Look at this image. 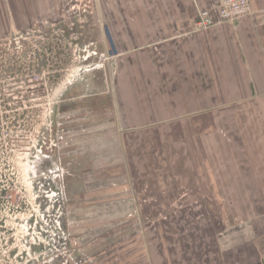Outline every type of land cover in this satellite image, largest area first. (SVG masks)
<instances>
[{
  "label": "crops",
  "instance_id": "1",
  "mask_svg": "<svg viewBox=\"0 0 264 264\" xmlns=\"http://www.w3.org/2000/svg\"><path fill=\"white\" fill-rule=\"evenodd\" d=\"M215 1L0 0V42L45 31L93 76L56 167L69 264H264V0L194 31Z\"/></svg>",
  "mask_w": 264,
  "mask_h": 264
},
{
  "label": "rangeland",
  "instance_id": "2",
  "mask_svg": "<svg viewBox=\"0 0 264 264\" xmlns=\"http://www.w3.org/2000/svg\"><path fill=\"white\" fill-rule=\"evenodd\" d=\"M22 36L0 46V264H69L73 253L68 255L64 247L56 251L60 246L55 245L56 227L60 223L64 228L67 209L56 167L61 162L60 153L66 155L68 142L64 135L67 130L54 117L58 93L52 77L54 66L67 64L57 62L46 45L40 49L54 60L53 64L49 62L37 77L27 70L24 75L22 71L36 60L38 37L37 33L28 40ZM83 77L93 79L88 72ZM14 84L20 87L13 88ZM250 190L251 206L257 208L261 189ZM5 224L11 230L3 234ZM78 254L76 262L80 260Z\"/></svg>",
  "mask_w": 264,
  "mask_h": 264
},
{
  "label": "flooded vegetation",
  "instance_id": "3",
  "mask_svg": "<svg viewBox=\"0 0 264 264\" xmlns=\"http://www.w3.org/2000/svg\"><path fill=\"white\" fill-rule=\"evenodd\" d=\"M45 31H33V32H29L27 35H23L22 38L23 39H27L31 38L33 36H35V33H37V39H35V44H36V50H35V55L34 58L36 59L35 61H31L28 64V68L26 67L24 69V71H22V73L24 75H26V70L27 72L33 74V75H37L39 76L44 69L47 68V65L49 62H51L53 64L54 60L52 58H50V56L48 54H44L42 52V50L40 48L42 47H46V45L50 46V36L48 34H44ZM39 33V34H38ZM13 40V39H12ZM25 42L26 44V41ZM30 40V39H29ZM12 42V41H11ZM70 43H67V45H69ZM48 51V50H47ZM51 55V54H50ZM66 58V63H69L67 65V67H62L64 69H58L57 67L54 66V75H52L54 79V86L56 88V91L58 93L57 98H56V107L54 112V117L57 118V120L60 123V126L62 127L63 130H68L71 127V121H68V117H70L74 111L78 108L77 106L79 105L78 103H81L83 98H84V94L86 93V91L88 90V84H87V80L86 78L83 77V74L89 72L88 69H86V67L81 66L78 69H74L73 73L72 71L70 72L68 70V74L66 73L68 67L71 66V61L72 59H70L69 55L65 54L64 55ZM21 59V58H20ZM68 59H70V62L68 61ZM24 65H26L25 61H24ZM14 65H12V69H10V71L13 70ZM15 70V69H14ZM77 72H79V74H77ZM69 75V78L66 79H62L59 78L58 76L60 75ZM36 76V77H37ZM37 82V81H36ZM13 88L16 87H20L19 85L14 84L12 86ZM67 132V131H66ZM65 132V133H66ZM61 186L63 187L62 183ZM64 189V187H63ZM65 190V189H64ZM63 227H60V223L59 225L56 227V243L55 245H59L60 247L56 248V251H59L60 249L63 250V247L65 249H67V253L68 255H70L72 253V233H69V224L67 223V221L65 219H63ZM9 230H11L10 228L7 227V225L5 224L3 226V234H5L6 232H9ZM54 240V241H55ZM34 249H39L37 247H32ZM15 256V255H14ZM18 257L23 258V256H21L20 254L17 253ZM69 261V260H68Z\"/></svg>",
  "mask_w": 264,
  "mask_h": 264
},
{
  "label": "built area",
  "instance_id": "4",
  "mask_svg": "<svg viewBox=\"0 0 264 264\" xmlns=\"http://www.w3.org/2000/svg\"><path fill=\"white\" fill-rule=\"evenodd\" d=\"M213 11L216 13V17L213 16L211 10L201 9L197 16L194 26V31H201L212 27L215 24L221 22H236L246 15L252 14L251 0H216L213 6ZM22 34H18L14 37V40L21 39ZM13 38L6 39L11 42Z\"/></svg>",
  "mask_w": 264,
  "mask_h": 264
},
{
  "label": "water",
  "instance_id": "5",
  "mask_svg": "<svg viewBox=\"0 0 264 264\" xmlns=\"http://www.w3.org/2000/svg\"><path fill=\"white\" fill-rule=\"evenodd\" d=\"M109 35V34H108Z\"/></svg>",
  "mask_w": 264,
  "mask_h": 264
}]
</instances>
